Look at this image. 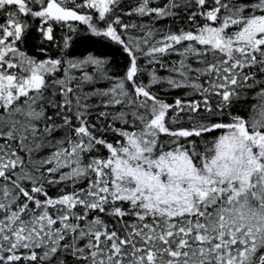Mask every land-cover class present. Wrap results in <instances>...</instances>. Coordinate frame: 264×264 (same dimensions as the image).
Segmentation results:
<instances>
[{
    "label": "snow or ice",
    "instance_id": "snow-or-ice-1",
    "mask_svg": "<svg viewBox=\"0 0 264 264\" xmlns=\"http://www.w3.org/2000/svg\"><path fill=\"white\" fill-rule=\"evenodd\" d=\"M260 172L264 0H0V264H264Z\"/></svg>",
    "mask_w": 264,
    "mask_h": 264
},
{
    "label": "trees",
    "instance_id": "trees-1",
    "mask_svg": "<svg viewBox=\"0 0 264 264\" xmlns=\"http://www.w3.org/2000/svg\"><path fill=\"white\" fill-rule=\"evenodd\" d=\"M254 172L255 169H250L248 174L251 175ZM259 175L260 180L251 185V187L256 188V191L252 193V197L246 196L243 201L235 206L236 213L241 215L244 224L264 225V199H261V194H264V172H260Z\"/></svg>",
    "mask_w": 264,
    "mask_h": 264
}]
</instances>
